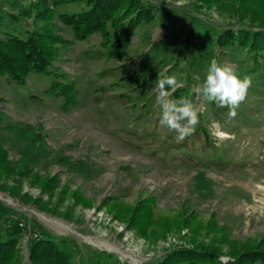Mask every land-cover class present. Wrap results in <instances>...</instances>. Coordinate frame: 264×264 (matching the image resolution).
<instances>
[{
	"label": "rangeland",
	"instance_id": "obj_1",
	"mask_svg": "<svg viewBox=\"0 0 264 264\" xmlns=\"http://www.w3.org/2000/svg\"><path fill=\"white\" fill-rule=\"evenodd\" d=\"M41 2L0 0L9 32L31 33L51 63L20 83L0 76V238L8 220L26 225L6 264H36L45 233L71 264L264 251V56L242 38L222 44L264 27V0H141L153 17L131 36L116 12L82 38L64 22L81 2ZM212 59L252 81L234 119L196 92ZM165 76L184 85L170 99L199 109L182 142L158 123ZM62 85L70 96L56 94Z\"/></svg>",
	"mask_w": 264,
	"mask_h": 264
},
{
	"label": "trees",
	"instance_id": "obj_2",
	"mask_svg": "<svg viewBox=\"0 0 264 264\" xmlns=\"http://www.w3.org/2000/svg\"><path fill=\"white\" fill-rule=\"evenodd\" d=\"M41 1L46 6L44 8H47V0ZM78 1L84 6L82 11L70 15L64 22L70 25L75 31L74 33L80 38L99 30L102 31L104 24L112 19V13L118 12L123 14L125 18H129L128 21L130 22L125 24L127 27L124 28L123 26V32H127V35L130 36L136 25L151 21L153 17L154 8L150 7L151 5H142L141 0ZM12 18L15 17L12 15ZM15 21L19 22L18 19ZM8 23L12 24L10 18L7 19L0 14V29H7L5 31L6 38L0 39V76H7V78H12L20 83L31 72L45 74L51 64L48 59V50L40 46L31 33L19 36L9 32ZM242 34L245 35L244 38L232 32L228 33L222 44L227 45L231 42L234 44L236 40L242 38L243 42H248L245 44L248 46L247 48L254 49L255 53H262L264 56V27ZM67 87L68 85L57 87L56 94H64L65 97L70 96L72 91ZM0 212H4L1 206ZM11 221L8 220V224L3 223L5 233L0 238V264L8 263L15 253L16 238L20 229L18 220ZM58 246L59 244L56 243L52 235L45 233L41 240L33 242L31 245L34 262L36 264H71L67 255ZM254 250L248 249L241 253L236 251L234 254L225 255L214 249L184 248L170 253L167 257V259L171 258L169 262L165 263L164 260L163 263L159 264H221L219 259L221 256L230 257L226 264H264V251L256 252Z\"/></svg>",
	"mask_w": 264,
	"mask_h": 264
},
{
	"label": "clouds",
	"instance_id": "obj_3",
	"mask_svg": "<svg viewBox=\"0 0 264 264\" xmlns=\"http://www.w3.org/2000/svg\"><path fill=\"white\" fill-rule=\"evenodd\" d=\"M251 83L249 77L241 79L231 67L220 65L216 59H212L206 68L205 80L196 92L206 102L219 108H228L229 118L234 119L237 115L236 109L245 101ZM182 87L184 85L178 83L175 76H165L158 79L153 89L156 92V104L160 109L159 126L175 133L177 142L191 136L199 123V109L191 100L186 97L175 100L169 98ZM219 259L221 264H226L230 257L221 256Z\"/></svg>",
	"mask_w": 264,
	"mask_h": 264
},
{
	"label": "built area",
	"instance_id": "obj_4",
	"mask_svg": "<svg viewBox=\"0 0 264 264\" xmlns=\"http://www.w3.org/2000/svg\"><path fill=\"white\" fill-rule=\"evenodd\" d=\"M0 220H1V216H0ZM18 226H19L21 229H23V230H24V228L26 227L24 221H20V220H18Z\"/></svg>",
	"mask_w": 264,
	"mask_h": 264
}]
</instances>
